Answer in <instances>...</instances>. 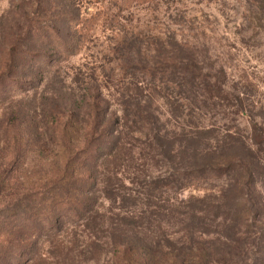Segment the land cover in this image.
<instances>
[{
	"label": "rangeland",
	"instance_id": "374dc122",
	"mask_svg": "<svg viewBox=\"0 0 264 264\" xmlns=\"http://www.w3.org/2000/svg\"><path fill=\"white\" fill-rule=\"evenodd\" d=\"M262 19L264 0H164L124 10L107 0H0V222H7L0 264H121L128 245L111 233V221L123 211L151 221L138 238L162 242L177 264H194L184 257L190 240L212 264H264L261 215L235 235L201 222V199L214 200L227 173L202 181L171 177L167 186L148 189L189 164L186 152L164 156L172 140L201 146V136L213 144L235 131L254 138L252 120L264 123ZM158 63L177 71L164 74L169 86L154 89L162 75L138 66ZM179 66H195L211 83L181 82ZM215 84L225 87L221 100L210 97ZM232 92L245 93L247 117L236 113ZM139 107L160 120L149 123ZM160 128L166 141L154 136ZM107 130L120 138L114 157L100 160L84 193L67 189L63 139L75 152L96 136L98 155L106 152L98 141ZM259 159L264 164V144ZM259 178L264 192V166ZM61 190L75 193L74 200L62 199ZM28 204L37 206L34 214H13ZM17 223H24L21 246L11 236ZM191 228L210 235L192 237Z\"/></svg>",
	"mask_w": 264,
	"mask_h": 264
},
{
	"label": "trees",
	"instance_id": "16d2710c",
	"mask_svg": "<svg viewBox=\"0 0 264 264\" xmlns=\"http://www.w3.org/2000/svg\"><path fill=\"white\" fill-rule=\"evenodd\" d=\"M107 1H109L114 7L124 10L133 4L143 5L161 3L164 0ZM261 22L264 23V19H262ZM138 67L141 69V71L149 73L152 77L156 78L157 73L162 75V79L159 80L161 84L154 85V89H158V87H161V85H164L165 88L166 86H169V83L164 80L166 79L164 74H166L168 71H177L176 67H170L161 63H158L154 66L140 64ZM179 67L181 68L182 74L181 82H185V80L190 77L193 79V81H198V83H200V79L201 83L204 81V83H211L209 82L210 75L199 72L195 66ZM154 83H156V80H154ZM212 87L216 88H213L215 93L210 96L211 99L219 98V100H221L222 96L219 93H224L225 87L222 84H215ZM244 95V92H232L231 98L234 100L233 107H235L236 113L247 117L248 99L245 98ZM146 97L147 100H145V102L147 101L150 104L155 102V98L151 97L150 94H147ZM140 102H138V105ZM145 109L146 112H143V107H139V112L143 118L149 120V123H152L155 120H160V116L155 114L151 109ZM127 110L129 109L127 108ZM263 115L264 110L262 109L261 114H259L261 120V116L263 117ZM252 123L254 130L250 136H254V138L242 136L240 133H238V131H235L232 133L227 132L225 135H222L223 139L221 142L216 140V142L213 144L208 142V137L201 136V146L195 144V142L193 143L194 140L191 138L186 139L185 141L188 143L183 146H177L176 144V141H182L183 139L170 141L168 145V154H164V156L169 160H172L173 158L176 159V156H182L184 154L183 152H186V160L189 164L187 165V168H183L181 171L178 170V172L173 173L170 177L155 178L154 180H151L148 183L149 191L152 189L159 190L163 185L167 186L170 182H172L170 180L171 177H175L177 182H180V179L192 181L195 178L201 179L202 181L206 176L211 177L215 174L219 175L220 172L223 171V173H227V178L223 188L219 191V195L214 200H207V196L204 197L205 199H201V202H203L201 208L199 209V211H201V217L203 214L201 222L206 223L208 219L215 225H220L223 229H225V233L232 235L245 233L247 231L246 227L255 225L256 221L253 222V219H255L257 214L261 215V219H264V192L259 186V179H261L259 176L262 174V169L264 166L261 159H259V155L263 151L264 144V123L261 121L257 122L255 120H252ZM97 125L98 122L95 121L93 129H97ZM105 125V130L107 127L110 129L112 127V122L108 121ZM204 133L206 134L207 132ZM154 136H158L156 137L157 139L164 138L163 140L166 141L165 136H167V132H163L160 128L157 130ZM184 136H188V134ZM96 141V136H87L85 147L72 152L68 141L65 138L63 139V143L67 151L64 172L61 176V179L67 181V189L71 188L72 190L78 191V193L81 194L84 193L86 189L91 187V185L95 184L92 171L97 169L100 160L104 158L105 155L108 156L107 160H109L111 157H114V154H116L117 143H119L120 138L116 135H113V132H108L107 130V136H102L98 141H102V143H104L106 152H102L98 155L93 154V145L96 143ZM84 153L88 155L87 158H84ZM179 153H181V155H178ZM65 193L66 194H64L61 190L58 195H60L62 199L70 198L71 200H74L73 195H75V193H70V191ZM78 193H76V195H79ZM124 199L125 198H123V200ZM36 208L37 206L28 204L26 206H21V208L16 210L13 214L16 217L21 214L31 216L35 213ZM90 210L92 211V208ZM59 216L60 219L63 217L61 215ZM192 216H198L197 212L193 211ZM153 218V215H151L150 219ZM251 220L252 222H250ZM4 221L5 220H2L0 222L1 228L7 224V222ZM151 224V221L142 222L138 220V218L132 213L124 211L119 213L117 222L114 220L111 221V225H115V228L111 227L114 231L111 233L118 234L128 245L126 254H124L121 264L178 263L176 256H173L174 250L172 252L171 250L164 252V250L161 249L162 242L152 245L149 242H144L138 238L139 231L145 227H152L150 226ZM23 225L24 223H17L14 226L15 228L11 235L13 241H18L16 243L17 246H21L24 241V239H22L23 235L20 230ZM191 229L194 230H191L192 237L196 236L197 233L207 236L210 235L208 230H204L202 228L199 230L200 232H198V230L195 228ZM260 229L261 231L264 230L262 227ZM190 241L191 243L187 247L188 252L186 253V256H184L185 261H192L194 264H212V260L208 259L206 256L207 254L203 252L205 249L201 248V246H195L198 241L193 240L194 244H192V240ZM202 244V247H204V243ZM164 245L166 247L165 243ZM231 245L232 244H230V246ZM228 253L230 254V252ZM169 257H173V260L171 261ZM233 257L234 255L231 252V255L227 259L232 260Z\"/></svg>",
	"mask_w": 264,
	"mask_h": 264
}]
</instances>
